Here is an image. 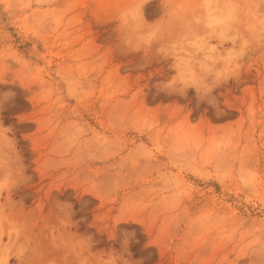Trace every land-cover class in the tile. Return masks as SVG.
Wrapping results in <instances>:
<instances>
[{"label":"rangeland","instance_id":"rangeland-1","mask_svg":"<svg viewBox=\"0 0 264 264\" xmlns=\"http://www.w3.org/2000/svg\"><path fill=\"white\" fill-rule=\"evenodd\" d=\"M0 264H264V0H0Z\"/></svg>","mask_w":264,"mask_h":264},{"label":"bare ground","instance_id":"bare-ground-1","mask_svg":"<svg viewBox=\"0 0 264 264\" xmlns=\"http://www.w3.org/2000/svg\"><path fill=\"white\" fill-rule=\"evenodd\" d=\"M33 53L36 54V55H38L37 57L41 58V57H40V53H39L38 50L33 49ZM41 62H42V66H43L44 70H45V71H48L49 69H48L47 62H46L43 58H41ZM44 70H43V71H44ZM45 73H47V72H45Z\"/></svg>","mask_w":264,"mask_h":264}]
</instances>
